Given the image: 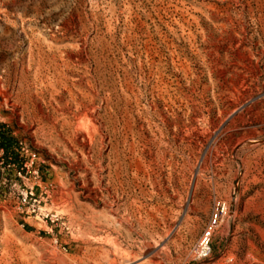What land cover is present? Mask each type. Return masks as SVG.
<instances>
[{
  "label": "rangeland",
  "instance_id": "1",
  "mask_svg": "<svg viewBox=\"0 0 264 264\" xmlns=\"http://www.w3.org/2000/svg\"><path fill=\"white\" fill-rule=\"evenodd\" d=\"M0 127V264L108 249L115 173L132 264H264V0H0Z\"/></svg>",
  "mask_w": 264,
  "mask_h": 264
},
{
  "label": "bare ground",
  "instance_id": "2",
  "mask_svg": "<svg viewBox=\"0 0 264 264\" xmlns=\"http://www.w3.org/2000/svg\"><path fill=\"white\" fill-rule=\"evenodd\" d=\"M41 48V47H40ZM39 49V48H38ZM31 51V50H30ZM39 51V50H38ZM35 53V52H34ZM41 53V52H40ZM44 53V52H43ZM42 53V54H43ZM36 56V55H35ZM39 57H41L39 55ZM44 58V57H43ZM47 58V57H46ZM48 59V58H47ZM42 60V59H41ZM51 62V61H50ZM51 65V64H50ZM43 66V64H42ZM58 66V65H56ZM62 70V69H61ZM60 70V71H61ZM58 71V70H57ZM60 73V72H59ZM248 140V139H247ZM252 142V141H251ZM235 149V148H234ZM117 156V155H116ZM117 158V157H116ZM119 159V158H118ZM117 159V160H118ZM112 160V159H111ZM110 160V161H111ZM109 161V162H110ZM116 161V160H115ZM120 161V160H119ZM102 163V162H101ZM111 164V163H110ZM122 164V162H121ZM100 165V164H99ZM113 166V165H112ZM111 166V168H112ZM101 167V166H100ZM108 167V165H107ZM117 167V164L116 166ZM109 168V167H108ZM119 168V167H117ZM101 169V168H100ZM104 169V168H103ZM102 170V169H101ZM103 171V170H102ZM113 171V170H112ZM124 171V170H123ZM95 172V171H94ZM111 172V171H110ZM126 175V173H125ZM100 176V175H99ZM109 176V175H108ZM96 177V176H95ZM97 180V179H96ZM128 180V179H127ZM129 181V180H128ZM128 183V182H127ZM62 184V183H61ZM110 186H114V188L116 189V195L113 196V199L112 200H109L107 198V195L105 194H102L101 197L103 198L104 200V204H105V214H103V216L97 214V213H92L91 214H86V216H84L85 220H87L88 222H91V227H95V226H101L102 229H110L112 230L113 232L112 233H116L117 236L115 235V237L113 236L112 238H109L105 241L108 242V249H104L102 250L100 253H97L95 255H92V256H89V257H86L84 259H82L81 261V264H132L135 259H136V255H132L130 253H127L125 250L122 249L123 246H120L121 241L118 242V238L119 236L121 235H125L126 238L130 239L131 238V230L127 229V230H122V228H117L116 227V224H121V226L124 224H127V225H130L132 219L134 217H136V214L137 212L142 215V208H139V207H135L132 203H123V195L125 194L124 193V182L122 181L120 175L118 173H115L113 175H111V179H110ZM112 184V185H111ZM103 185V184H102ZM131 185V184H130ZM129 185V186H130ZM107 190H109V188L107 187L106 188ZM119 190H123V193H122V196H118L117 192H119ZM128 190V189H127ZM112 192V191H111ZM122 192V191H121ZM115 193V192H114ZM72 195V194H71ZM111 195V194H110ZM129 195V194H128ZM132 195V194H131ZM135 196V194H134ZM133 196V197H134ZM137 196V195H136ZM110 197V196H109ZM130 197V196H129ZM131 199V198H130ZM138 199V198H137ZM122 201V202H121ZM129 201V200H128ZM135 202V201H134ZM136 205V204H135ZM72 206V205H71ZM72 210V209H71ZM83 210V209H82ZM81 211V210H80ZM84 211V210H83ZM91 211V209H90ZM96 212V210H94ZM79 212V211H78ZM85 213V212H84ZM83 213V214H84ZM88 213V212H87ZM111 214L110 217L107 215V214ZM76 218H82L83 219V216L82 215H79V216H76ZM139 219V218H138ZM137 219V220H138ZM78 220V219H77ZM135 220V219H133ZM139 223L141 224L140 228H142V231L144 232V221L141 219H139ZM153 220V218H152ZM82 221V220H80ZM86 221V222H87ZM84 222V221H83ZM87 222V223H88ZM138 222V221H137ZM81 224V223H80ZM89 224V223H88ZM83 225V223H82ZM122 226V227H123ZM120 227V226H119ZM91 228V229H92ZM125 229V228H124ZM100 230V228L98 229ZM84 231V230H83ZM81 231V234L82 232ZM87 231V230H85ZM93 231V230H92ZM140 232L141 235H144L143 232ZM103 232V231H102ZM106 232V231H105ZM108 232V231H107ZM106 232V233H107ZM91 233V232H90ZM95 233V232H94ZM110 233V232H109ZM87 234V233H85ZM89 234V233H88ZM96 234V233H95ZM108 234V233H107ZM88 236V235H87ZM110 236V235H109ZM112 236V235H111ZM102 237V236H101ZM98 238V240H102L104 241V238ZM107 237V236H106ZM122 237V236H121ZM95 238V237H94ZM123 238V237H122ZM94 240V239H93ZM96 241H98L96 238H95ZM125 240V239H124ZM101 241V242H102ZM104 241V242H105ZM141 241V240H140ZM99 242V241H98ZM100 242V243H101ZM106 243V242H105ZM149 243V242H148ZM140 244H144V242H141ZM105 245V244H104ZM145 246H147L146 244H144ZM143 245V246H144ZM105 248V247H103ZM145 248V247H144ZM96 250V249H95ZM99 250V249H98ZM155 250V249H154ZM163 251V250H162ZM87 255V254H86ZM160 255V254H158ZM157 254L156 252H153L152 250L149 252V255H148V258H145L146 260L143 261L142 263L140 264H156L157 261H155L153 258L156 257ZM158 257V256H157ZM161 258V256H160ZM81 260V259H80ZM79 260V261H80ZM77 261V260H76ZM163 261V260H162Z\"/></svg>",
  "mask_w": 264,
  "mask_h": 264
},
{
  "label": "built area",
  "instance_id": "3",
  "mask_svg": "<svg viewBox=\"0 0 264 264\" xmlns=\"http://www.w3.org/2000/svg\"><path fill=\"white\" fill-rule=\"evenodd\" d=\"M21 149L26 151L25 147H21ZM3 153H4L3 149H0V157H2ZM35 156H36L35 153H31L30 154L29 159L25 163L26 167H28V165H32ZM3 163H4V160L1 161V164H3ZM8 166H10V164H8ZM32 196H33V190L30 189V191H27L25 193V195L22 197V204L23 205L26 204V203L29 204L31 199H32ZM219 210L222 213L223 212L222 211L223 210V206L219 205L217 211H219ZM32 211H35V208H33ZM216 221H217V217H216V214H215V217L213 219V223L215 224ZM212 225L209 226L208 229L205 231L203 237L201 238L200 242L198 243V245L196 247V254L199 255V256L207 255V253L210 250L209 241H210V237H211Z\"/></svg>",
  "mask_w": 264,
  "mask_h": 264
},
{
  "label": "trees",
  "instance_id": "4",
  "mask_svg": "<svg viewBox=\"0 0 264 264\" xmlns=\"http://www.w3.org/2000/svg\"><path fill=\"white\" fill-rule=\"evenodd\" d=\"M15 141L12 137L7 136L5 133L1 131L0 127V149H3V156L0 157V161L4 160L5 162L8 160L9 155L13 154L12 157L17 158V153H13V147L15 145ZM3 158V159H2Z\"/></svg>",
  "mask_w": 264,
  "mask_h": 264
}]
</instances>
